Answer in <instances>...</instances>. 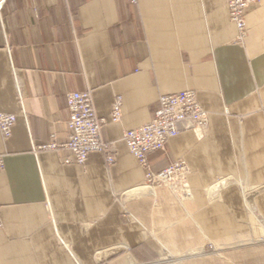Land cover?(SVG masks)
Listing matches in <instances>:
<instances>
[{
	"label": "crops",
	"instance_id": "obj_1",
	"mask_svg": "<svg viewBox=\"0 0 264 264\" xmlns=\"http://www.w3.org/2000/svg\"><path fill=\"white\" fill-rule=\"evenodd\" d=\"M237 38L226 0H1L0 264H264V0ZM194 90L201 136L179 124L148 156L183 157L190 196L144 184L123 132L148 122L160 94ZM89 91L114 162L65 163V96ZM116 95L121 119L109 121ZM224 181V183H222Z\"/></svg>",
	"mask_w": 264,
	"mask_h": 264
},
{
	"label": "built area",
	"instance_id": "obj_2",
	"mask_svg": "<svg viewBox=\"0 0 264 264\" xmlns=\"http://www.w3.org/2000/svg\"><path fill=\"white\" fill-rule=\"evenodd\" d=\"M127 1L131 4L137 2V0ZM258 2L259 0H226L230 20L237 28L238 40H242L248 31L247 9ZM65 103L69 113L66 141L41 144L32 142V150L38 152L65 148L70 155L64 162H75L80 165L91 151H99L103 154L106 164L111 165L114 162V146L102 136V127L108 120L96 115L90 92H68ZM121 104V96L116 95L111 105L109 121L116 122L121 119ZM15 121L16 114L0 111V132L4 138L11 135ZM181 123L186 129L196 132L199 136L207 127L208 112L199 104L194 90L184 89L175 93L160 94L153 117L146 123L126 129L122 138L143 169L144 184L165 185L177 196L186 198L190 196L185 181L189 169L183 157L158 172L151 169L148 161L151 152L164 149L168 139L179 133ZM3 167V159L0 155V169Z\"/></svg>",
	"mask_w": 264,
	"mask_h": 264
},
{
	"label": "rangeland",
	"instance_id": "obj_3",
	"mask_svg": "<svg viewBox=\"0 0 264 264\" xmlns=\"http://www.w3.org/2000/svg\"><path fill=\"white\" fill-rule=\"evenodd\" d=\"M264 238V237H263ZM264 243V240H263ZM176 257L173 256H168V255H162V256H158V257H154L152 259V262L148 263V264H176Z\"/></svg>",
	"mask_w": 264,
	"mask_h": 264
}]
</instances>
